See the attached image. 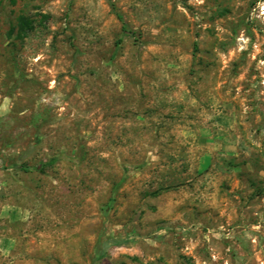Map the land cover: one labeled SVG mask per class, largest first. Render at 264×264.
Here are the masks:
<instances>
[{
	"label": "rangeland",
	"instance_id": "1",
	"mask_svg": "<svg viewBox=\"0 0 264 264\" xmlns=\"http://www.w3.org/2000/svg\"><path fill=\"white\" fill-rule=\"evenodd\" d=\"M0 264H264V0H0Z\"/></svg>",
	"mask_w": 264,
	"mask_h": 264
},
{
	"label": "trees",
	"instance_id": "2",
	"mask_svg": "<svg viewBox=\"0 0 264 264\" xmlns=\"http://www.w3.org/2000/svg\"><path fill=\"white\" fill-rule=\"evenodd\" d=\"M117 15V18L122 22V25H123V31L126 32V23L124 22L123 20V17L120 15V14H116ZM19 23H20V26L22 27V25H27V20L23 17H19ZM56 162V158H50L48 161L40 164V167H36L35 169L38 170V171H42L43 167L45 166H51L53 165L54 163ZM18 168L22 169L23 171H28L27 168L23 165H18L17 166Z\"/></svg>",
	"mask_w": 264,
	"mask_h": 264
}]
</instances>
